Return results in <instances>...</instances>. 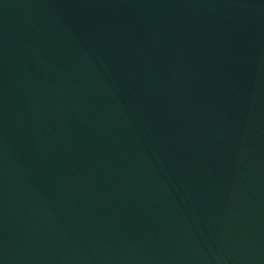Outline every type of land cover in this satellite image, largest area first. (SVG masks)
<instances>
[{
	"label": "water",
	"instance_id": "water-1",
	"mask_svg": "<svg viewBox=\"0 0 264 264\" xmlns=\"http://www.w3.org/2000/svg\"><path fill=\"white\" fill-rule=\"evenodd\" d=\"M0 264H264V0H0Z\"/></svg>",
	"mask_w": 264,
	"mask_h": 264
}]
</instances>
